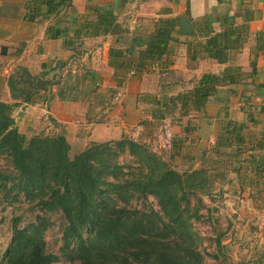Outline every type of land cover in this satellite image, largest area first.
I'll use <instances>...</instances> for the list:
<instances>
[{
    "label": "crops",
    "instance_id": "1",
    "mask_svg": "<svg viewBox=\"0 0 264 264\" xmlns=\"http://www.w3.org/2000/svg\"><path fill=\"white\" fill-rule=\"evenodd\" d=\"M69 2L46 13L33 8L46 0H0V101L24 105L17 111L27 110L17 121L20 131L32 112V134L48 121L78 154L90 143L144 137L150 118L159 137L171 133L176 163L202 164L230 135L250 169L243 177L263 176L264 0ZM91 4L111 8L119 30L76 34ZM11 6H18L17 15ZM19 67L45 77L69 74L78 87L53 86L30 93L29 101L17 99L10 80Z\"/></svg>",
    "mask_w": 264,
    "mask_h": 264
},
{
    "label": "rangeland",
    "instance_id": "2",
    "mask_svg": "<svg viewBox=\"0 0 264 264\" xmlns=\"http://www.w3.org/2000/svg\"><path fill=\"white\" fill-rule=\"evenodd\" d=\"M11 7V15H17L18 6ZM65 13L68 10L64 9ZM27 72L19 67L10 80L17 99L40 87L66 86L73 92L78 87L69 74L45 77ZM9 104L14 126L25 137L26 147L35 136H65L46 126L48 121H42L32 134V112L25 125L19 124L26 132L20 131L17 121L27 110L17 115L24 105L16 100ZM147 119L144 137L138 132L137 137L130 134L114 141L90 143L84 150L93 148L90 154L96 157L89 160L91 174L95 170L100 179L89 221L75 231L69 227L64 209L56 206L49 179L28 183L14 167L8 148L0 146V264H9L8 257L14 251L11 248L18 241H28L30 235V243L36 244L33 249L40 250L46 264H81L90 253L100 255L104 251L106 264L111 255L122 260L134 258L135 264H264V174L243 177L250 169L242 161L241 149L230 142V135L222 137L216 151L202 164L176 163L171 150L162 144L156 122ZM84 151L74 154L70 146L69 158L74 160ZM167 171H176L181 179L168 190L150 192ZM150 181L145 196L143 185ZM69 196L76 223L85 215L74 209V197ZM100 217L108 218L110 233L117 227L128 239L103 245L96 236ZM12 255L14 264H23L21 251Z\"/></svg>",
    "mask_w": 264,
    "mask_h": 264
},
{
    "label": "trees",
    "instance_id": "3",
    "mask_svg": "<svg viewBox=\"0 0 264 264\" xmlns=\"http://www.w3.org/2000/svg\"><path fill=\"white\" fill-rule=\"evenodd\" d=\"M68 0H46V4H35L33 7L36 12H40L43 8L46 13H53L62 6L71 7V3H66ZM112 12L113 10L104 5H88L85 13L82 15V22L77 28L76 34L86 33L89 35L105 34L106 30H119L113 28L112 24ZM89 15L95 16L94 19H90ZM34 17V15H33ZM61 33V30L58 31ZM26 70V69H25ZM27 71V70H26ZM28 73V72H27ZM30 75V73H28ZM45 75V73H43ZM37 77V76H36ZM211 76L204 77L208 79ZM44 88V87H43ZM39 88V89H43ZM46 88V87H45ZM36 89V90H39ZM30 94V93H29ZM26 101L30 100V95L24 98ZM12 105L0 101V146H6L11 153L13 158L14 167L26 177L28 183H33L38 180H45L46 177L49 179L51 184L49 190L54 194L56 199V206L62 207L68 218L69 227L74 231L81 225H86L89 221L90 207L95 202V195L98 189L99 177L97 172L91 174L89 160L96 157V155L90 154L93 148H89L84 151L81 155H78L74 160L69 158L68 152L70 150V144L63 135H56L52 138H43L41 136H35L28 147L25 146V137L21 136L18 132L17 127L14 126L15 121L11 116ZM125 142V141H121ZM181 179V174L176 171H167L157 181L156 186L150 190V192L158 191L159 189L168 190L173 184H176ZM153 181L147 182L143 185V193L146 196V191L150 189ZM66 191V193H64ZM68 192V194H67ZM69 195H73L74 202L76 203L74 209H79L81 216L82 213L85 215L84 219L74 222L72 218L71 206L72 198ZM70 202V205L68 203ZM66 204V205H64ZM73 207V206H72ZM77 217V216H76ZM99 229L96 236L103 241V245L106 246V241L110 243L119 244L124 237L125 231H121L119 228L112 229L107 227L108 218L100 217ZM95 219V217H92ZM93 222V221H92ZM31 235L29 240L26 242H17L12 250V254L15 251H21V259L23 264H46L43 255L40 250L33 249L34 246L30 243ZM36 248V247H35ZM103 251V250H102ZM100 253V252H97ZM8 257V263L14 264V255ZM102 255V256H101ZM104 257V258H102ZM18 263V260H17ZM81 264H106V251L100 255L90 253L87 258ZM108 264H135L133 260L120 259L119 257L111 255ZM169 264H178L176 262H169Z\"/></svg>",
    "mask_w": 264,
    "mask_h": 264
},
{
    "label": "built area",
    "instance_id": "4",
    "mask_svg": "<svg viewBox=\"0 0 264 264\" xmlns=\"http://www.w3.org/2000/svg\"><path fill=\"white\" fill-rule=\"evenodd\" d=\"M193 121L195 122L196 120H193ZM161 140L165 148L167 149L172 148V145H173L172 135L171 133H169V131H167V129H165V132L162 134Z\"/></svg>",
    "mask_w": 264,
    "mask_h": 264
},
{
    "label": "water",
    "instance_id": "5",
    "mask_svg": "<svg viewBox=\"0 0 264 264\" xmlns=\"http://www.w3.org/2000/svg\"><path fill=\"white\" fill-rule=\"evenodd\" d=\"M180 25H181L183 31H187L186 28H188L190 26V23L186 19L185 20L183 19V21L180 22Z\"/></svg>",
    "mask_w": 264,
    "mask_h": 264
}]
</instances>
